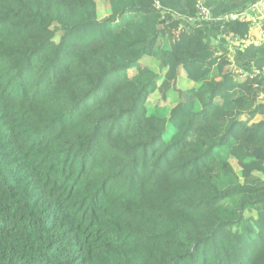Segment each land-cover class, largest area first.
I'll return each mask as SVG.
<instances>
[{"label":"trees","instance_id":"1","mask_svg":"<svg viewBox=\"0 0 264 264\" xmlns=\"http://www.w3.org/2000/svg\"><path fill=\"white\" fill-rule=\"evenodd\" d=\"M101 1L0 0V264H264L250 23Z\"/></svg>","mask_w":264,"mask_h":264},{"label":"crops","instance_id":"2","mask_svg":"<svg viewBox=\"0 0 264 264\" xmlns=\"http://www.w3.org/2000/svg\"><path fill=\"white\" fill-rule=\"evenodd\" d=\"M255 0H209L207 7L215 14H223L235 11L239 8L244 9L249 3ZM176 25H178L176 21ZM177 30H181V26H177ZM235 65L251 64L256 68H264V43H258L256 46H249L241 49V54L237 52L231 53ZM243 71V70H241ZM247 73L246 71H243Z\"/></svg>","mask_w":264,"mask_h":264},{"label":"built area","instance_id":"3","mask_svg":"<svg viewBox=\"0 0 264 264\" xmlns=\"http://www.w3.org/2000/svg\"><path fill=\"white\" fill-rule=\"evenodd\" d=\"M200 2V1H199ZM199 17L201 19H208L209 13L208 10L203 6V4L200 2L199 4ZM221 20L224 21H230V20H236L241 19L244 21H250L253 24L257 25V39H250V40H244V39H237V38H231V42L235 46H245L247 43H254L258 44L261 42H264V2L263 1H257L252 3L249 8L241 11V12H233L223 15ZM245 75V74H244Z\"/></svg>","mask_w":264,"mask_h":264},{"label":"clouds","instance_id":"4","mask_svg":"<svg viewBox=\"0 0 264 264\" xmlns=\"http://www.w3.org/2000/svg\"><path fill=\"white\" fill-rule=\"evenodd\" d=\"M202 4H203V6L207 9V7L205 6V4L203 3V0H199ZM257 1H263L264 2V0H255V1H252L251 3H249L244 9H242V10H239V11H231V12H226V13H223V14H221V15H219V16H217V17H212L210 14H209V18L208 19H201L200 17H199V20L200 21H205V20H212V19H214V20H216V18H219V20H221L220 18L223 16V15H225V14H228V13H233V12H241V11H243V10H245V9H247V8H249V6L252 4V3H254V2H257ZM208 10V9H207ZM208 13H209V10H208ZM236 20H241V19H236ZM221 21H223V22H228V21H224V20H221ZM244 21V20H243ZM248 22L250 23V27H251V29L253 30V34H251V35H247L246 37H244V38H238V37H236V36H233V35H230V36H228L230 39L231 38H237V39H244V40H250V39H254V40H256L257 39V36H258V34H257V25L256 24H253L252 22H250L249 20H248ZM263 27V30H264V25L262 26ZM229 39V42H231V40ZM261 43H264V42H261ZM257 44H254V43H247V44H245V46H235V45H233L232 43H230V51H232V53L233 52H235L237 49H244V48H246V47H249V46H256ZM232 46H234V47H232ZM229 54H231V53H229ZM229 59H230V61H231V67H232V69L234 70V71H241V70H243L242 68L240 69V68H238L236 65H235V63L233 62L234 61V59H232V57L230 56L229 57ZM262 70L263 71V73H264V68H256V67H253V68H251V71H252V73L250 74V76H252V75H254V74H257V73H260L261 71L260 70ZM248 75V73H246L245 75H243V77L242 78H245L246 76ZM259 99L260 100H263L264 99V94H261L260 96H259Z\"/></svg>","mask_w":264,"mask_h":264},{"label":"rangeland","instance_id":"5","mask_svg":"<svg viewBox=\"0 0 264 264\" xmlns=\"http://www.w3.org/2000/svg\"><path fill=\"white\" fill-rule=\"evenodd\" d=\"M98 4H99V8L101 10V14H104V12L105 13L108 12V10L106 8V5H107L106 2L99 0ZM103 8H104V10H103ZM177 23H178V21H177ZM169 27L173 31L175 37L178 38L179 36H181V32L177 30L176 22L170 24ZM229 53H232V51L229 50ZM177 83L181 88H188L192 85L191 81H189L185 77L183 72L180 73ZM167 102H168V106L171 107L175 102V94H171Z\"/></svg>","mask_w":264,"mask_h":264},{"label":"bare ground","instance_id":"6","mask_svg":"<svg viewBox=\"0 0 264 264\" xmlns=\"http://www.w3.org/2000/svg\"><path fill=\"white\" fill-rule=\"evenodd\" d=\"M237 74H239V75H241V76H243L244 74H246L245 72H243V71H235Z\"/></svg>","mask_w":264,"mask_h":264}]
</instances>
